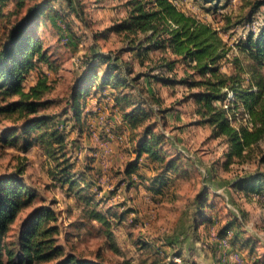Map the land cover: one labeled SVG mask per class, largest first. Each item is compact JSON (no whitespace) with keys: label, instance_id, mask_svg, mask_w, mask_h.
Segmentation results:
<instances>
[{"label":"trees","instance_id":"16d2710c","mask_svg":"<svg viewBox=\"0 0 264 264\" xmlns=\"http://www.w3.org/2000/svg\"><path fill=\"white\" fill-rule=\"evenodd\" d=\"M81 1L43 0L41 4L29 7L25 16L11 21L8 36L0 45V120H21L22 125L6 131L0 136V142L24 151L40 145L52 156L57 150L66 156L64 149L69 136L66 130L77 127L82 135L87 120V115H84L87 99L93 93L106 95L109 87V97L112 98L110 111L120 115L130 131L131 141L135 143V159L129 161L124 170L128 182L132 186L134 176H140L139 171L145 165L141 160L153 163L158 174L149 179V189L163 197L173 180L171 176L179 174L188 155L172 146L178 153L168 156L170 140L163 131L156 130L158 124L151 120L170 109L161 107L163 101L153 86L182 84L188 92L181 102L191 103V124L209 127L210 138L221 139L225 144L224 166L251 161L257 164L255 171L239 176L232 183L233 189L248 197H264V21L258 37L249 35L243 43V50L251 59L249 66L242 71L236 69L234 73H226L222 62L229 48L211 24L186 13L173 0H126V17L101 32L104 37L111 33L119 35L123 46L113 53L94 51L87 56V68L72 86L68 98L66 113L70 109L75 122L68 127L67 123L57 122L55 116L43 111L50 104L46 96L53 88L46 75L40 76L28 90L24 84L41 63L49 68L54 66L50 47L45 46L37 31L43 18L49 17L61 35L66 31L68 40L77 43L68 20L74 14L87 23ZM200 1L218 6L223 0ZM27 2L0 0V19L17 15L27 7ZM249 3L250 14L262 8L264 12V0H249ZM11 5V11L6 13ZM55 7L68 13H60ZM58 20L64 23L65 29L61 28ZM126 53L131 54L129 60L123 59ZM135 61L144 69H136ZM178 68H182L180 78ZM98 81L101 84L97 89ZM157 105L156 111L154 106ZM240 112L244 121L238 118ZM58 167L60 180L68 184L69 189H77V194L86 191L85 183L91 184V176L86 169L74 173L75 164L68 159ZM24 173L25 167L21 166L12 174L0 175V264H106L66 252L65 247L57 242L61 232L59 214L46 205L35 208L21 223L14 245L6 241L20 213L32 206L36 198L34 190L25 182ZM208 203L207 191L197 196L196 204L202 214L203 225L210 220L206 217V210L211 207ZM89 216L107 224L106 214L102 212L93 209ZM244 220L232 216L222 227L221 235L228 237L235 229L228 241L243 249L249 248L253 254L256 247L251 237L241 239L246 225ZM176 256L182 257V253L179 251Z\"/></svg>","mask_w":264,"mask_h":264},{"label":"rangeland","instance_id":"374dc122","mask_svg":"<svg viewBox=\"0 0 264 264\" xmlns=\"http://www.w3.org/2000/svg\"><path fill=\"white\" fill-rule=\"evenodd\" d=\"M42 1L28 0L27 7L20 13L10 19H0V45L8 36L11 21L25 16L29 7ZM173 1L186 13L218 30L229 48L222 62L224 72L234 73L236 69L242 71L249 66L251 59L243 50V43L249 35L258 37L264 21L263 8L252 15L249 0H223L218 6L200 0ZM125 2L82 0L87 23L74 14L68 20L77 43L68 40L65 30L61 35L49 17H44L42 25L37 28L45 46L50 47L54 66L49 68L41 63L30 73L24 85L28 90L40 76L49 78L53 88L46 96L50 104L43 111L55 116L57 122L67 123L68 127L75 125L72 111L69 109L66 113L68 98L72 86L87 68V56L94 51L113 53L123 46L119 35L111 33L104 37L101 32L126 17ZM55 9L68 13L60 7ZM58 23L65 29L62 21L58 20ZM130 58L129 53L123 56L125 60ZM137 63L135 61L136 69H144ZM262 71L264 75V68ZM178 75L182 77V68H178ZM99 84L101 81L95 88L98 89ZM153 87L163 101L161 107L170 109L151 120L158 124L156 130L163 131L170 140L168 156L178 153L172 146L188 155L179 174L171 176L173 180L166 195L161 197L149 189V179L157 177L158 172L155 165L147 161L142 162L145 165L139 171L140 176H134V185L129 184L124 170L127 163L133 161L127 154L134 153V145L129 146L130 134L124 136L122 125L114 124L111 119L114 115L110 111L112 98L106 91V95L97 99L92 96L87 99L84 111L87 120L82 135L77 127L66 130L69 136L64 157L62 151L57 150L52 156L40 145L24 151L0 142V175L12 174L24 166L25 182L36 193L32 206L20 213L6 236L9 244L16 243L20 225L26 217L35 208L46 205L59 214L61 232L57 242L65 247L66 252L106 264H264V197L239 194L232 186L239 176L255 171L257 164L251 161L225 167L223 141L211 139L209 127L191 124V103L181 102L188 92L186 86ZM154 109L157 111L158 105ZM238 118L244 121L241 112ZM21 125V120L2 118L0 136ZM65 159L75 164L74 173L86 169L91 176V184L85 183L86 191L77 194V189H69L68 184L60 180L58 164ZM206 191L211 206L206 210V217L210 220L203 225L196 199ZM93 209L106 214L107 224L89 216ZM235 215L246 221L247 230L244 229V233L241 230V239L251 237L256 247L254 256L249 248L243 249L230 241L225 243L222 238V227ZM235 231L232 229L230 235L233 236ZM179 251L182 257L176 256Z\"/></svg>","mask_w":264,"mask_h":264},{"label":"crops","instance_id":"0c3cea01","mask_svg":"<svg viewBox=\"0 0 264 264\" xmlns=\"http://www.w3.org/2000/svg\"><path fill=\"white\" fill-rule=\"evenodd\" d=\"M108 91H109V89H108ZM102 94L99 92V93H93L92 94V97H95L96 99L98 98V97H100ZM112 103V102H111ZM119 117H120V115L119 114H114V115H112V120H114V124H120V125H122L121 126V129H122V131L125 133V135L124 136H126V135H129L130 134V131L128 130V128L126 127V125L122 122V119L120 118L119 119ZM190 120H192L191 119V117H190ZM132 145H134V148H135V143L134 142H132V141H130V143H129V146H132ZM175 150H179L180 148H177V147H175L174 148ZM130 152H131V149H130ZM129 153V152H128ZM128 156H132V158L130 159V160H134L135 159V153H129V154H127ZM143 162V160H141V163ZM236 216V215H235ZM244 229H246L247 230V226L245 225V227H244ZM228 237H229V239H230V237H231V235H230V233H229V235H228ZM223 238V237H222ZM246 238H249V237H246ZM251 255L252 256H254V255H256V252H254L253 254L251 253Z\"/></svg>","mask_w":264,"mask_h":264},{"label":"built area","instance_id":"2783aa9c","mask_svg":"<svg viewBox=\"0 0 264 264\" xmlns=\"http://www.w3.org/2000/svg\"><path fill=\"white\" fill-rule=\"evenodd\" d=\"M225 238V243H227L229 237H224ZM229 246V245H228Z\"/></svg>","mask_w":264,"mask_h":264}]
</instances>
